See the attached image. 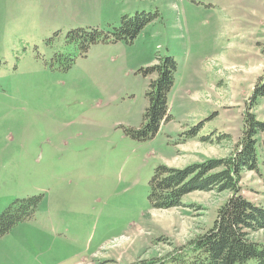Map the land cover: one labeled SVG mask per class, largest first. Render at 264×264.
I'll use <instances>...</instances> for the list:
<instances>
[{"label":"rangeland","instance_id":"374dc122","mask_svg":"<svg viewBox=\"0 0 264 264\" xmlns=\"http://www.w3.org/2000/svg\"><path fill=\"white\" fill-rule=\"evenodd\" d=\"M138 12L153 18L131 40L83 50L74 38ZM167 55L172 116L141 140L131 130L144 122L147 68ZM263 72L264 0H0V214L42 196L0 237V264H131L187 247L229 193L158 209L149 181L160 165L231 155ZM251 110L264 121V95ZM259 153L241 186L264 206ZM251 237L264 243V229Z\"/></svg>","mask_w":264,"mask_h":264},{"label":"trees","instance_id":"16d2710c","mask_svg":"<svg viewBox=\"0 0 264 264\" xmlns=\"http://www.w3.org/2000/svg\"><path fill=\"white\" fill-rule=\"evenodd\" d=\"M152 18L153 14L138 12L135 16L121 18L120 26L112 30L79 28L74 38L83 50L98 42L131 40ZM176 69L177 62L170 55L147 68L155 77L147 91L144 122L139 129L131 130L134 137L151 138L171 119L169 93ZM263 95L264 72L243 113L242 133L231 155L185 168L160 165L149 181V200L152 207L158 209L182 205L183 197L195 190L229 193L217 209L212 225L179 251L165 256L139 257L131 264H264V243L251 237L252 233L264 229V206L246 198L241 186L245 170H259V147L264 151V121L251 110ZM41 199L42 196L37 195L10 203L0 214V237L34 216Z\"/></svg>","mask_w":264,"mask_h":264}]
</instances>
